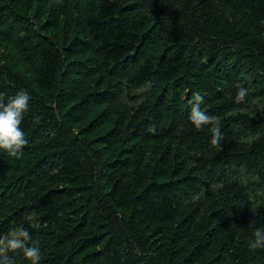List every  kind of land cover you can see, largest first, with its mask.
<instances>
[{"label": "trees", "instance_id": "16d2710c", "mask_svg": "<svg viewBox=\"0 0 264 264\" xmlns=\"http://www.w3.org/2000/svg\"><path fill=\"white\" fill-rule=\"evenodd\" d=\"M20 90L28 144L0 150V236L28 230L39 264H264L226 219L246 179L264 190V0H0V97ZM193 92L219 146L189 120ZM248 123L257 148L239 153ZM235 152L254 177L228 166L197 188L191 163Z\"/></svg>", "mask_w": 264, "mask_h": 264}, {"label": "clouds", "instance_id": "9594fccd", "mask_svg": "<svg viewBox=\"0 0 264 264\" xmlns=\"http://www.w3.org/2000/svg\"><path fill=\"white\" fill-rule=\"evenodd\" d=\"M237 89L234 97L235 102L244 103L248 90L241 85H237ZM29 100V94L24 90H20L9 97L6 103L0 97V150L11 157L19 158L22 155L23 148L28 144L20 125L24 113L28 110ZM188 103L191 105L189 120L193 123L195 129L202 130L205 126H210L211 144L219 146L220 140L223 138L220 120L201 110L204 97L199 92H193ZM254 237L255 239L251 242L250 248H264V230L257 229L254 232ZM19 252H22L31 264H39L41 260V249L35 242H32L29 231L22 227L11 231L7 235L0 236V264H15V260L8 253Z\"/></svg>", "mask_w": 264, "mask_h": 264}, {"label": "rangeland", "instance_id": "374dc122", "mask_svg": "<svg viewBox=\"0 0 264 264\" xmlns=\"http://www.w3.org/2000/svg\"><path fill=\"white\" fill-rule=\"evenodd\" d=\"M136 61L139 62V58H137ZM130 62L131 61H129V63ZM135 65H136V62L131 64L130 68L135 67ZM238 130H239L240 137L236 139L234 146L237 145V147L242 149L239 153L245 150H250V149L253 150L257 148V144L255 143V140L259 136L254 135L255 125L252 126L248 123V125L243 126L240 124L238 126ZM249 134H252L254 136L251 137V135ZM245 148H248V149H245ZM234 154L235 155L233 157V162L228 159L225 160L226 159L225 157L224 158L217 157V158H214V160L206 161V163H199V164L191 163L192 167L190 168H192V171L195 172L198 178H202V180H200V183L197 184V188L199 189L201 188V186H204V184H208L210 181H213L215 177L217 176L222 175L224 176V178H226V180H228L230 174L228 176L224 174L225 172H227L226 169H228V166H231V172H232L231 176L232 177L236 178L237 176L241 175L242 172L251 174V176H253L256 170L255 167L252 166L251 163H247L244 167L240 168L239 167L240 165H238V163H235V161L240 162L243 159V157L242 156L239 157L237 152H235ZM253 179L254 178L252 177H250L249 179H246L248 183L250 184V188L252 190L251 192L247 191L248 188L246 186L242 187V191H243L241 194V198H242L241 205L242 206L240 207L237 206L233 209L230 207L231 213L230 215L228 214L226 217V219H228V222H227L228 224H230V222L233 223L234 227L232 228H234L236 232L238 233L237 236L243 239V243L249 242V244H251V242L255 239L254 232H252L250 228L254 226V222L256 221L255 215L260 214L261 210L264 209L259 204L261 201L264 204V190L259 189L258 191L257 189H258L259 183L256 182V184H254ZM202 182H204V184ZM259 182H261L260 184H262L261 180ZM207 191L210 192V190H206L203 192V194L206 193ZM210 193H211L210 194L211 202L209 204L212 205V203L215 202V199L212 198V196H214L215 194L214 192H210ZM206 200L207 198H205L204 195H201L199 198L196 197L193 200V202L190 204L191 206L190 205L189 206L191 208L194 206H198L199 210L205 211L207 207L203 206L202 204H204ZM250 214L254 218L255 221L249 218ZM182 215L183 213H181L180 216L176 220H178L179 218H182L183 217ZM255 254L257 255L260 254L261 256H263L264 248H257ZM261 260L264 261V258H261Z\"/></svg>", "mask_w": 264, "mask_h": 264}]
</instances>
